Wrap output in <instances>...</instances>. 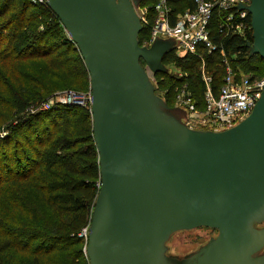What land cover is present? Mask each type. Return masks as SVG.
<instances>
[{
  "label": "water",
  "instance_id": "1",
  "mask_svg": "<svg viewBox=\"0 0 264 264\" xmlns=\"http://www.w3.org/2000/svg\"><path fill=\"white\" fill-rule=\"evenodd\" d=\"M139 0H45L89 76L100 185L85 247L88 264H264V85L251 113L224 131L195 130L155 94L175 46H140ZM250 17L249 56L264 61V0ZM143 63V66L141 65ZM217 232L183 257L173 234Z\"/></svg>",
  "mask_w": 264,
  "mask_h": 264
},
{
  "label": "trees",
  "instance_id": "2",
  "mask_svg": "<svg viewBox=\"0 0 264 264\" xmlns=\"http://www.w3.org/2000/svg\"><path fill=\"white\" fill-rule=\"evenodd\" d=\"M193 7L192 0H175L173 13ZM150 25L138 35L140 46L149 38ZM211 40L230 56L238 52L231 64L240 72L264 79V61L249 56L246 47L250 34L246 40L222 38L212 29ZM205 60L217 90L218 56ZM162 62L167 73L152 76L155 94L173 108L176 89L186 84L201 111L196 59L171 51ZM169 63L186 76L170 77ZM70 90L88 93L89 76L58 18L31 0H0V264H88L86 240L100 185L90 111L54 105L29 113Z\"/></svg>",
  "mask_w": 264,
  "mask_h": 264
},
{
  "label": "built area",
  "instance_id": "3",
  "mask_svg": "<svg viewBox=\"0 0 264 264\" xmlns=\"http://www.w3.org/2000/svg\"><path fill=\"white\" fill-rule=\"evenodd\" d=\"M131 1V0H130ZM175 0H139L134 8L141 26L150 25L149 38L144 47L157 39H173L175 56L193 57L198 63L199 79L203 87L204 107L198 111L187 85L176 89L174 106L185 109L190 118L185 124L190 129L224 131L237 125L253 110L260 98L264 79L244 74L231 64L237 54L228 55L221 43L211 40L215 29L222 38L238 37L246 40L251 35L250 17L246 10H238L239 4L248 5L250 0H192L193 9L173 13ZM45 5V0H31ZM214 26V27H213ZM217 55L222 70L221 84L213 90V78L208 72L206 55ZM181 78V76H180ZM86 104L90 110V91L80 94L65 91L31 108L30 113L46 111L54 105L79 106ZM85 106V105H84ZM83 237L86 231L81 234Z\"/></svg>",
  "mask_w": 264,
  "mask_h": 264
},
{
  "label": "rangeland",
  "instance_id": "4",
  "mask_svg": "<svg viewBox=\"0 0 264 264\" xmlns=\"http://www.w3.org/2000/svg\"><path fill=\"white\" fill-rule=\"evenodd\" d=\"M169 40L173 43L172 39ZM167 68L169 76L172 78H180V76H186V73L182 72L179 67L175 66V64L169 63L167 64ZM63 92L65 91H62L60 93ZM86 93L82 94L84 95ZM84 105H82V107L87 108V105ZM177 108L180 110L181 121L183 123L189 121L190 118H194L193 116H190L185 109L180 107ZM216 235V231L207 228H197L190 231L175 233L172 235L169 242L167 243L168 253L177 257H183L189 253L196 251L200 246L205 244L210 238L215 237Z\"/></svg>",
  "mask_w": 264,
  "mask_h": 264
}]
</instances>
